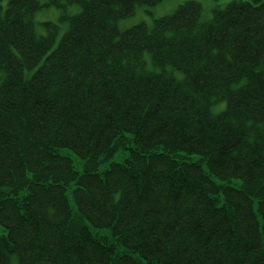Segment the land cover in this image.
I'll return each mask as SVG.
<instances>
[{"label":"trees","instance_id":"obj_1","mask_svg":"<svg viewBox=\"0 0 264 264\" xmlns=\"http://www.w3.org/2000/svg\"><path fill=\"white\" fill-rule=\"evenodd\" d=\"M160 1L0 4V264H264V0L117 29Z\"/></svg>","mask_w":264,"mask_h":264},{"label":"rangeland","instance_id":"obj_2","mask_svg":"<svg viewBox=\"0 0 264 264\" xmlns=\"http://www.w3.org/2000/svg\"><path fill=\"white\" fill-rule=\"evenodd\" d=\"M7 0H0V4L5 6ZM185 1H194L200 5V16L199 21H207L211 19L213 10L215 9H223L226 5L232 2L239 1H247V0H162L158 4L154 6L148 5H137L134 8V12L132 15L117 20V29L121 32L126 30L127 28L134 26L139 23H144L148 29L152 27L154 19L169 16L171 15L176 8L184 3ZM46 0H41V3H45ZM80 11V6L75 3L66 4L64 7V13L68 16L76 14ZM62 8L48 5L42 6L32 15V20L34 24V30L37 35H48L50 32L54 33V43L52 48H54L60 39V37L66 32L68 28V20L61 17ZM144 59L147 62V69L155 70L150 62L149 54L145 53ZM174 77L177 79L181 78V73L179 71L173 72ZM225 102L219 101L216 104L211 105V112L213 114H217L224 109ZM128 150L125 151H117L114 153L109 160L110 161H121L123 159L124 154H126ZM59 153L66 155L71 158L73 166L78 171L83 170V160L77 154H75L70 148L62 147L59 149ZM199 155L193 154L192 158L196 159ZM106 166V163H102L99 165L98 170H102ZM230 185L239 188L241 187V179L237 177L231 178ZM68 195H70L69 191ZM69 203L71 208L75 210V204L71 199H69ZM3 226L0 225V233H3ZM15 261V260H14Z\"/></svg>","mask_w":264,"mask_h":264},{"label":"bare ground","instance_id":"obj_3","mask_svg":"<svg viewBox=\"0 0 264 264\" xmlns=\"http://www.w3.org/2000/svg\"><path fill=\"white\" fill-rule=\"evenodd\" d=\"M199 16H200V15H199ZM242 78L244 79V77H242ZM225 108H226V105L224 106V109H225ZM224 109H223V110H224Z\"/></svg>","mask_w":264,"mask_h":264}]
</instances>
